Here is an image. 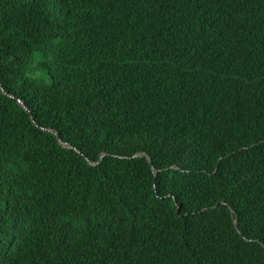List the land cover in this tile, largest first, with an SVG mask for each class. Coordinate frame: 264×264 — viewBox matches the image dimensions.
Segmentation results:
<instances>
[{
    "label": "trees",
    "instance_id": "1",
    "mask_svg": "<svg viewBox=\"0 0 264 264\" xmlns=\"http://www.w3.org/2000/svg\"><path fill=\"white\" fill-rule=\"evenodd\" d=\"M104 1L0 0V264H264V0Z\"/></svg>",
    "mask_w": 264,
    "mask_h": 264
},
{
    "label": "clouds",
    "instance_id": "2",
    "mask_svg": "<svg viewBox=\"0 0 264 264\" xmlns=\"http://www.w3.org/2000/svg\"><path fill=\"white\" fill-rule=\"evenodd\" d=\"M99 1V3L101 4V6H102V8H103V10H105L106 9V3H105V1L104 0H98ZM0 88L2 89V92L6 95V96H9V94L6 92V90H4V87H3V85L2 84H0ZM10 98H16V97H14V96H10ZM16 100L18 101V103L20 104V106L24 109V110H26L27 112H31V111H29L27 108H26V106H25V104H24V102L21 100V99H17L16 98ZM31 114V113H30ZM37 126V125H36ZM92 129H94L93 127H91ZM43 132H47V133H50L49 131H51V132H53V133H51V134H56L54 131H52V130H46V129H43V128H40ZM57 135V134H56ZM55 136V135H54ZM56 137V136H55ZM56 138H58V136L56 137ZM64 148H66V149H68V150H73V151H75V152H77L75 149H73L72 147H70V146H67V145H65V146H63ZM79 153L80 154H82L80 151H79ZM140 153H144V154H146V155H148L147 153H145V152H138V153H136V154H134L133 156H131V157H123V158H127V159H136V158H144V157H135V155H137V154H140ZM107 155H111V154H108V153H104L102 156H101V158H100V161L99 162H97V163H93L92 161H90V160H88L89 161V163L92 165V166H99L100 165V163L102 162V160L105 158V156H107ZM149 157H150V155H148ZM230 156V155H229ZM104 157V158H103ZM151 158V157H150ZM146 159V158H145ZM147 160V159H146ZM151 160H152V158H151ZM148 161V160H147ZM149 162V161H148ZM150 163V162H149ZM152 166H153V160H152V164H151ZM152 170H153V173H154V175H155V177L157 176V174H158V171L154 168V167H152ZM175 170H182V169H179V168H177V169H175ZM217 170V169H216ZM154 188L156 189V185H154ZM223 204V203H222ZM221 204V205H222ZM230 210H231V216L233 217V210L231 209V207H230ZM234 226H235V228L237 229V225H236V222H235V220H234Z\"/></svg>",
    "mask_w": 264,
    "mask_h": 264
},
{
    "label": "water",
    "instance_id": "3",
    "mask_svg": "<svg viewBox=\"0 0 264 264\" xmlns=\"http://www.w3.org/2000/svg\"><path fill=\"white\" fill-rule=\"evenodd\" d=\"M50 133H53V132H51V131H49ZM56 137H57V135L56 134H54ZM135 157H144V158H146L149 162H150V164H152V160H151V158L148 156V155H146V154H144V153H140V154H137V155H135ZM104 158V157H103ZM221 204H219L218 206H220Z\"/></svg>",
    "mask_w": 264,
    "mask_h": 264
},
{
    "label": "rangeland",
    "instance_id": "4",
    "mask_svg": "<svg viewBox=\"0 0 264 264\" xmlns=\"http://www.w3.org/2000/svg\"><path fill=\"white\" fill-rule=\"evenodd\" d=\"M33 75H34V76H38L39 74H38V72H36V70H35L34 73H33Z\"/></svg>",
    "mask_w": 264,
    "mask_h": 264
}]
</instances>
